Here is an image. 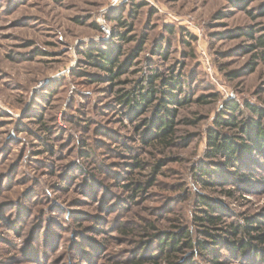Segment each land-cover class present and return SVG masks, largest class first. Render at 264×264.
I'll return each mask as SVG.
<instances>
[{"label":"rangeland","instance_id":"obj_1","mask_svg":"<svg viewBox=\"0 0 264 264\" xmlns=\"http://www.w3.org/2000/svg\"><path fill=\"white\" fill-rule=\"evenodd\" d=\"M261 34L264 0H0V264H161L157 233L209 240L194 220L201 198L264 232V155L207 156L209 128L244 135L216 125L227 103L247 123V103L264 110V47L250 50ZM95 44L119 50L118 78L88 62ZM156 72L188 95L168 104V144L154 139L152 106L138 115L116 101ZM214 232L221 264H264ZM196 247L180 264H212Z\"/></svg>","mask_w":264,"mask_h":264},{"label":"trees","instance_id":"obj_2","mask_svg":"<svg viewBox=\"0 0 264 264\" xmlns=\"http://www.w3.org/2000/svg\"><path fill=\"white\" fill-rule=\"evenodd\" d=\"M117 19L119 20L120 18ZM120 22L119 20V23ZM248 35L250 38H253L252 30L248 31ZM124 37L123 35L120 36L121 39H124ZM254 39L255 44L250 45V50L252 48L264 47V34ZM107 47L109 48L99 47L95 44L82 51L90 64L103 70L105 74H107L109 80H114L120 76V70L122 69V65L118 64L119 50L114 47ZM258 54L259 59L264 61V48ZM159 78L161 80L160 84L155 86L154 82ZM182 92H184V90H182L180 81L177 78L175 80L174 74L163 78L159 72H156L142 78L132 89L117 94L116 101L124 106H129L130 111L138 115L142 114L149 106H152L153 112L150 122L155 123L154 139H157V141L161 143L168 144L174 136L173 116L175 111L173 108H169L168 104H187L188 95L182 100L178 96ZM157 98V103L153 105L152 102ZM202 100L203 95L200 101L202 102ZM247 107L254 115H257V119L249 120V123L239 120L238 115H234V112L238 114L241 113L239 106L235 102H229L225 105L223 112H229L230 118H218L215 120L216 125H228L233 128H238L244 135L235 134L232 136L209 128L207 134V144L209 146L208 157L214 158L220 156L223 158V165L235 166L239 155L250 154L251 150H256L258 153L264 155V124L262 123V120H264V110L260 107L253 106L250 102L247 103ZM134 163L137 164V166H142L140 161L136 160ZM157 168H159V165L155 167L154 172L157 171ZM197 170L200 174V179H202L205 174L210 175L207 167H200ZM235 173L243 177L238 170ZM202 182L205 185L206 180ZM133 190L134 193L139 191L138 187L133 188ZM200 203L205 206L206 209L199 208L201 214H196L194 220L200 228L199 233L209 240H197L193 235V231L188 227L182 228L171 235H160L157 233L154 237H156L157 251L162 255L161 264H180L181 262L179 259L181 258L182 251L188 249L192 250L196 245L195 252L198 249L203 252L208 251L212 254L211 263L221 264V262L217 260V252L214 250L216 245L220 243V239L218 238L220 234L214 231L222 230L229 235L230 239L227 240L233 252L240 253L249 251L255 252L256 254L260 252V259L264 263V232L261 231L260 225L255 224V221L251 220L250 217H244L243 220L236 221L225 220L222 215L214 214L217 208L207 199L201 198ZM221 223L224 224V227L220 229L219 226ZM150 226L155 229L154 226ZM133 261L135 264L142 263V259L139 258ZM188 264L198 263L192 258Z\"/></svg>","mask_w":264,"mask_h":264}]
</instances>
